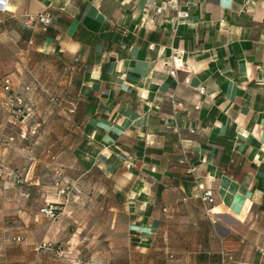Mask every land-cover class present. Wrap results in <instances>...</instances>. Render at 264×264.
Segmentation results:
<instances>
[{
    "label": "crops",
    "instance_id": "0c3cea01",
    "mask_svg": "<svg viewBox=\"0 0 264 264\" xmlns=\"http://www.w3.org/2000/svg\"><path fill=\"white\" fill-rule=\"evenodd\" d=\"M180 1L189 20L176 28L173 10L155 12L165 0L0 11L1 233L51 220L18 183L106 180L113 260L264 264V0ZM43 12L50 24L25 25ZM5 80L29 118L5 106ZM5 241L0 264L14 261Z\"/></svg>",
    "mask_w": 264,
    "mask_h": 264
},
{
    "label": "rangeland",
    "instance_id": "374dc122",
    "mask_svg": "<svg viewBox=\"0 0 264 264\" xmlns=\"http://www.w3.org/2000/svg\"><path fill=\"white\" fill-rule=\"evenodd\" d=\"M35 133L29 130L26 138ZM17 189L28 205L51 220L39 229L12 227L0 232L6 251L13 254L14 261L7 259L6 264H125L120 250L116 260L111 256L110 237L116 229L108 181L59 180L42 173L36 180L18 183ZM49 208L52 214L42 211ZM118 232L124 235L123 229Z\"/></svg>",
    "mask_w": 264,
    "mask_h": 264
},
{
    "label": "built area",
    "instance_id": "2783aa9c",
    "mask_svg": "<svg viewBox=\"0 0 264 264\" xmlns=\"http://www.w3.org/2000/svg\"><path fill=\"white\" fill-rule=\"evenodd\" d=\"M9 0H0V11H6L8 6ZM167 10H173L175 12L172 25L174 28L177 25L182 23H187L189 20V9L185 4H182L180 0H165L164 5L156 6L155 12L158 14H163ZM53 21V16L48 12H43L39 14L36 18L30 17L28 18L27 22L25 23L28 27H34L37 23L42 25H48ZM182 52L180 50H173L171 56V63L168 69V73L171 76H176V71L181 66L180 62V54ZM3 90L8 93L7 99L5 100V106L11 111V113L21 115L23 118H29L31 116V110L25 107L24 100L21 95L14 93L11 90L9 85V81L5 80L3 85ZM27 130L22 129L20 131L19 137L24 139L27 135ZM32 133H35V129H32ZM15 138L14 136L9 137V141H13ZM3 175V168L0 166V177ZM201 199L204 202L211 203L213 201L212 192L210 190L205 191ZM52 208L43 209L42 211L47 214H52ZM209 210V209H208ZM20 238H17L19 240Z\"/></svg>",
    "mask_w": 264,
    "mask_h": 264
}]
</instances>
